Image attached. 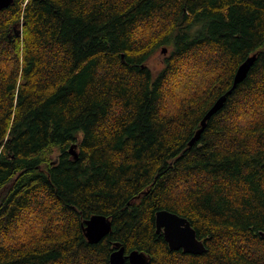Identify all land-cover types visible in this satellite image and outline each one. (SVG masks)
Instances as JSON below:
<instances>
[{
	"label": "trees",
	"instance_id": "obj_1",
	"mask_svg": "<svg viewBox=\"0 0 264 264\" xmlns=\"http://www.w3.org/2000/svg\"><path fill=\"white\" fill-rule=\"evenodd\" d=\"M161 209L205 251L170 249ZM93 214L112 222L96 243L82 230ZM115 241L147 264H264V0L0 10V264H109Z\"/></svg>",
	"mask_w": 264,
	"mask_h": 264
},
{
	"label": "water",
	"instance_id": "obj_2",
	"mask_svg": "<svg viewBox=\"0 0 264 264\" xmlns=\"http://www.w3.org/2000/svg\"><path fill=\"white\" fill-rule=\"evenodd\" d=\"M12 1L13 0H0V10L8 7ZM162 51L165 52V48H163ZM255 57V54L249 56L238 66L233 78V84L227 91L228 93L231 92V89L234 88L237 83L244 79ZM225 99L226 93L219 96L204 114L200 121L201 127L198 128L191 137L188 142L189 145H193V142L200 137L206 125V120L223 105ZM71 148L72 146L69 149L70 153H72L74 157H77ZM111 226L112 222L110 218L102 214H93L84 220L82 230L90 243H96L109 234ZM155 226L156 232L162 233L170 249H182L183 252L191 254H201L205 251L204 241L197 237L196 230L192 227L187 218L174 212L161 209L157 210L155 213ZM113 246L114 249L109 255V264H124L126 260L129 264H147L148 262L149 257L143 251L133 249L126 253L124 245L119 241H115Z\"/></svg>",
	"mask_w": 264,
	"mask_h": 264
},
{
	"label": "rangeland",
	"instance_id": "obj_3",
	"mask_svg": "<svg viewBox=\"0 0 264 264\" xmlns=\"http://www.w3.org/2000/svg\"><path fill=\"white\" fill-rule=\"evenodd\" d=\"M165 48L166 51L164 54H166L167 52V48L163 45V46H160L157 51L155 53H153L151 55V57L149 58L148 60V64H150V67L151 69L157 73V71L159 70V68L162 66L160 64V61H161V54L163 53L162 49Z\"/></svg>",
	"mask_w": 264,
	"mask_h": 264
},
{
	"label": "bare ground",
	"instance_id": "obj_4",
	"mask_svg": "<svg viewBox=\"0 0 264 264\" xmlns=\"http://www.w3.org/2000/svg\"><path fill=\"white\" fill-rule=\"evenodd\" d=\"M19 32H20V30H19ZM165 51H166V49H165ZM237 68H238V67H237ZM228 90H229V89H228ZM220 96H221V95H220ZM213 104H214V103H213ZM208 110H209V109H208ZM208 110H207V111H208ZM202 118H203V117H202ZM206 122H207V120H206ZM200 127H201V125H200ZM200 127H199V128H200ZM195 132H196V131H195ZM195 141H196V140H195ZM195 141H194V142H195ZM188 142H189V141H188ZM194 142H193V143H194ZM188 145H189V144H188ZM189 146H190V145H189ZM69 149H70V148H69ZM71 149H72V151H74V150H73V147H72ZM69 152H70V151H69ZM71 154H72V153H71ZM76 156H78V155L76 154Z\"/></svg>",
	"mask_w": 264,
	"mask_h": 264
}]
</instances>
